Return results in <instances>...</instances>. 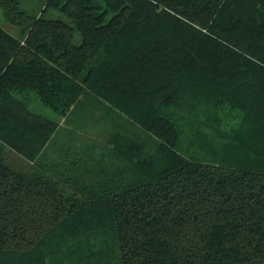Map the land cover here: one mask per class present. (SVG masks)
<instances>
[{
	"label": "trees",
	"instance_id": "1",
	"mask_svg": "<svg viewBox=\"0 0 264 264\" xmlns=\"http://www.w3.org/2000/svg\"><path fill=\"white\" fill-rule=\"evenodd\" d=\"M0 10V264H264V0Z\"/></svg>",
	"mask_w": 264,
	"mask_h": 264
},
{
	"label": "rangeland",
	"instance_id": "2",
	"mask_svg": "<svg viewBox=\"0 0 264 264\" xmlns=\"http://www.w3.org/2000/svg\"><path fill=\"white\" fill-rule=\"evenodd\" d=\"M46 16L48 17V18H62V19H65V20H67L66 18H64L62 15H60V14H58L56 11H54V10H49L48 12H47V14H46ZM5 24V21H4V19H3V17H2V13H1V10H0V25H4ZM36 107V111H39L40 113H44V112H49V113H51V114H53L50 110H48L46 107H44L41 103H39L38 101H34V103L33 104H31V109H34ZM37 108L39 109V110H37ZM142 136V135H141ZM144 139H146L147 137L146 136H144L143 137ZM182 139L184 140V137L182 136ZM184 142V145H185V141H183ZM153 148V143L152 142H149L148 143V148H147V150H151ZM5 153L6 154H11V155H14V156H16L17 158H19L17 155H15V153H13L12 151H10V150H8V149H6L5 150ZM7 158H8V160L11 162V163H18V161L16 160V159H14L13 157H10L9 155L7 156Z\"/></svg>",
	"mask_w": 264,
	"mask_h": 264
}]
</instances>
